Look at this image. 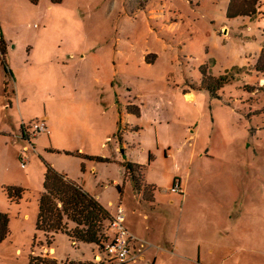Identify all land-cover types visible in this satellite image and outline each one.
<instances>
[{"label": "rangeland", "instance_id": "obj_1", "mask_svg": "<svg viewBox=\"0 0 264 264\" xmlns=\"http://www.w3.org/2000/svg\"><path fill=\"white\" fill-rule=\"evenodd\" d=\"M259 1L257 15L227 19L229 0H0V264L103 254L37 231L47 165L109 213L123 190V206L137 197L143 212L124 226L144 235L156 205L188 262L264 264ZM41 117L47 132L22 138ZM123 163L143 167L153 201ZM6 187L22 197L9 201Z\"/></svg>", "mask_w": 264, "mask_h": 264}, {"label": "trees", "instance_id": "obj_2", "mask_svg": "<svg viewBox=\"0 0 264 264\" xmlns=\"http://www.w3.org/2000/svg\"><path fill=\"white\" fill-rule=\"evenodd\" d=\"M61 1V0H57ZM259 0H229L226 17H253L259 13ZM258 67L264 71V49L258 59ZM124 180L131 181L136 188L142 190L144 199L153 201L152 185L145 184L142 166L123 163ZM9 201L16 202L22 197V190L16 187L4 188ZM112 217L98 200L69 179L58 173L51 166H46L43 193L39 200V211L36 229L45 234L46 244L50 245L53 236L65 234L73 245H95L99 251L109 240ZM7 219L0 214V241L7 236ZM30 264H58L48 256L30 257ZM93 264V263H86Z\"/></svg>", "mask_w": 264, "mask_h": 264}, {"label": "crops", "instance_id": "obj_3", "mask_svg": "<svg viewBox=\"0 0 264 264\" xmlns=\"http://www.w3.org/2000/svg\"><path fill=\"white\" fill-rule=\"evenodd\" d=\"M18 107H21L19 104V95H18ZM42 118V117H41ZM45 120L46 118L43 117ZM38 120V119H35ZM33 120V121H35ZM32 121V122H33ZM21 132V137L26 138V134L24 135ZM26 140H28L26 138ZM180 186V181H177ZM124 193L125 191H122V196L120 199V205L116 207L112 212H108L111 217H113L117 211L118 208H122L125 213V221H127V218H130V213L137 215V213L143 212V203L137 204V197L132 200V203L128 207L123 206L124 205ZM155 203V201H154ZM151 212H154L153 214H147L146 215V232L147 235H144L143 232L140 230L141 227L135 228L132 226H125L128 233L131 235L132 240L130 242V249H131V255L127 262L123 264H168L171 258H176L179 261L185 262V264H199L200 263V254L198 258V262H188V259L181 256V254L178 252L177 248V242L174 241V235L172 234V229L174 225V218H153L154 214L158 217L160 216V212H162L160 209L156 207V205L151 207ZM150 212V213H151ZM124 221V222H125ZM151 223H155L156 229H154L152 232L149 231V226H151ZM142 226V224H140ZM175 226V225H174ZM113 235V230L110 228L109 231V237ZM155 236V239H152V236ZM176 244V246H175ZM100 257L99 255L95 258ZM95 260V259H94ZM96 263V261H95ZM94 263V264H95Z\"/></svg>", "mask_w": 264, "mask_h": 264}, {"label": "built area", "instance_id": "obj_4", "mask_svg": "<svg viewBox=\"0 0 264 264\" xmlns=\"http://www.w3.org/2000/svg\"><path fill=\"white\" fill-rule=\"evenodd\" d=\"M47 124L44 118L35 120L30 125V132L26 133L28 141L30 138L47 132ZM23 165H24V161ZM178 182L172 188V192H178ZM125 216L124 210L118 208L115 215L110 222V228L113 230V235L104 244L102 251L103 254L100 257L95 258V264H123L128 261L131 255L130 242L132 240L131 235L128 233L124 226ZM149 264V263H147Z\"/></svg>", "mask_w": 264, "mask_h": 264}]
</instances>
